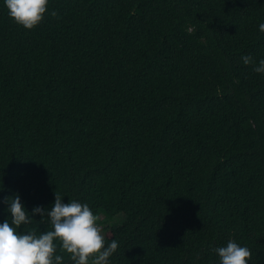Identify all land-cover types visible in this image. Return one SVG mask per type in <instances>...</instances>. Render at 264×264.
Masks as SVG:
<instances>
[{"label": "trees", "instance_id": "16d2710c", "mask_svg": "<svg viewBox=\"0 0 264 264\" xmlns=\"http://www.w3.org/2000/svg\"><path fill=\"white\" fill-rule=\"evenodd\" d=\"M261 23L264 0H49L29 30L0 0V223L58 191L110 264H220L229 240L264 264Z\"/></svg>", "mask_w": 264, "mask_h": 264}, {"label": "clouds", "instance_id": "9594fccd", "mask_svg": "<svg viewBox=\"0 0 264 264\" xmlns=\"http://www.w3.org/2000/svg\"><path fill=\"white\" fill-rule=\"evenodd\" d=\"M8 14L15 23L25 29H34L45 18L49 0H4ZM51 16L59 18L56 11ZM264 32V23L259 25ZM245 65L253 64V57H242ZM254 71L264 74V59ZM11 222L0 223V264H63L67 253L74 264H110L109 258L119 247L116 240L105 245V236L98 225L100 219L87 203L71 199L65 203L61 194L55 191V201L50 209L36 206L28 212L21 202L20 194L5 197ZM39 215L51 225V230L37 234L35 230L18 232L22 225H30ZM220 264H248L251 251L233 240L226 247L215 248Z\"/></svg>", "mask_w": 264, "mask_h": 264}, {"label": "rangeland", "instance_id": "374dc122", "mask_svg": "<svg viewBox=\"0 0 264 264\" xmlns=\"http://www.w3.org/2000/svg\"><path fill=\"white\" fill-rule=\"evenodd\" d=\"M122 219H123L122 216L117 218L115 221L111 222V225H114V223L117 224V223L121 222ZM102 234L104 235V232H102Z\"/></svg>", "mask_w": 264, "mask_h": 264}]
</instances>
